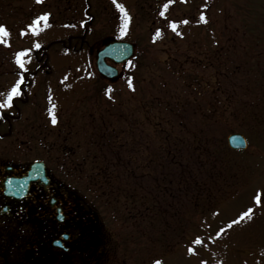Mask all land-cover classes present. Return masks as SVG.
Masks as SVG:
<instances>
[{
	"label": "rangeland",
	"instance_id": "1",
	"mask_svg": "<svg viewBox=\"0 0 264 264\" xmlns=\"http://www.w3.org/2000/svg\"><path fill=\"white\" fill-rule=\"evenodd\" d=\"M110 1L0 0V98L93 17L30 78L13 156L92 203L112 264H264V0ZM106 38L136 45L114 80Z\"/></svg>",
	"mask_w": 264,
	"mask_h": 264
},
{
	"label": "flooded vegetation",
	"instance_id": "2",
	"mask_svg": "<svg viewBox=\"0 0 264 264\" xmlns=\"http://www.w3.org/2000/svg\"><path fill=\"white\" fill-rule=\"evenodd\" d=\"M85 2L90 7L89 0ZM85 14L88 18L82 25L84 35L54 40L43 47L42 53L35 55L38 65L23 76L21 96H13L10 107L0 108V264L119 263L113 254L110 231L93 205L47 164L30 168V164L41 159L17 160L11 149L18 137L16 124L25 116L18 102L28 101L26 89L30 78L45 70L50 47H77L78 41L84 40L88 21L93 18L88 9ZM7 16L9 19V10ZM9 27L7 24L8 33ZM80 46L84 48V42ZM7 98L8 94H3L0 103Z\"/></svg>",
	"mask_w": 264,
	"mask_h": 264
},
{
	"label": "water",
	"instance_id": "3",
	"mask_svg": "<svg viewBox=\"0 0 264 264\" xmlns=\"http://www.w3.org/2000/svg\"><path fill=\"white\" fill-rule=\"evenodd\" d=\"M134 51V43L114 39L104 40V48L99 50L97 55L98 71L109 79L116 78L119 75L118 68L108 64L106 59H110L116 64L126 63L133 56ZM227 141L229 146L235 150H244L248 147V140L242 133H231ZM40 163H35L30 168L34 169Z\"/></svg>",
	"mask_w": 264,
	"mask_h": 264
},
{
	"label": "snow or ice",
	"instance_id": "4",
	"mask_svg": "<svg viewBox=\"0 0 264 264\" xmlns=\"http://www.w3.org/2000/svg\"><path fill=\"white\" fill-rule=\"evenodd\" d=\"M37 2H39V0H37ZM46 18L47 17L45 16L44 19H46ZM0 31H3V28L2 27H0ZM36 46L39 47V45H36ZM21 55H23V54H21ZM18 63H20L19 60H18ZM20 66L23 67V64L21 63ZM129 86L131 87V85H129ZM19 94L20 93H19L18 87H13L12 90H11V92L8 94L7 100H5L3 103H0V108L10 107V102L12 100V97L13 96H18ZM52 123L53 124L56 123L55 119H53ZM250 211L251 210H249V212ZM155 264H161V261L157 260V261H155Z\"/></svg>",
	"mask_w": 264,
	"mask_h": 264
},
{
	"label": "trees",
	"instance_id": "5",
	"mask_svg": "<svg viewBox=\"0 0 264 264\" xmlns=\"http://www.w3.org/2000/svg\"><path fill=\"white\" fill-rule=\"evenodd\" d=\"M190 177H191L192 183L195 182V180H197L196 175L193 174V171H192V174L190 175Z\"/></svg>",
	"mask_w": 264,
	"mask_h": 264
}]
</instances>
